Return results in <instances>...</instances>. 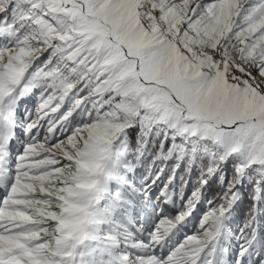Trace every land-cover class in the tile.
I'll use <instances>...</instances> for the list:
<instances>
[{
  "label": "snow or ice",
  "instance_id": "snow-or-ice-1",
  "mask_svg": "<svg viewBox=\"0 0 264 264\" xmlns=\"http://www.w3.org/2000/svg\"><path fill=\"white\" fill-rule=\"evenodd\" d=\"M261 221L264 0H0V264H264Z\"/></svg>",
  "mask_w": 264,
  "mask_h": 264
},
{
  "label": "rangeland",
  "instance_id": "rangeland-1",
  "mask_svg": "<svg viewBox=\"0 0 264 264\" xmlns=\"http://www.w3.org/2000/svg\"><path fill=\"white\" fill-rule=\"evenodd\" d=\"M131 135H132L131 139L134 140V138H135V132H133ZM151 158H152L151 157V154H149L148 157H147V159H146V161H145V165L144 166H138L139 167V172L137 173V176H139L140 173H143L144 172L145 168L147 167V164L151 163ZM180 174H182V173H180ZM180 174H178V176H177V184L179 183V175ZM186 179H187V177H186ZM195 179H196V174L194 173L193 176H192V181L194 182ZM215 185L218 186V184H215ZM218 189H219V186H218ZM186 191L190 194L191 184H189V186H188V188H187ZM245 193H246V190H245ZM155 194L158 195V191ZM205 194H206V196L209 199L214 198L213 195H211V194L208 193L207 189L205 190ZM237 214H236V212H233L232 224L230 225L233 228L242 225L243 222H244V220L247 218L244 214H243V216L237 215ZM261 222L264 223V221H261Z\"/></svg>",
  "mask_w": 264,
  "mask_h": 264
},
{
  "label": "trees",
  "instance_id": "trees-1",
  "mask_svg": "<svg viewBox=\"0 0 264 264\" xmlns=\"http://www.w3.org/2000/svg\"><path fill=\"white\" fill-rule=\"evenodd\" d=\"M131 137H132V135H131ZM207 191H208L209 194L215 196L218 193L219 189H218V186H216L215 184H211L207 188ZM249 207H250L249 198H248L247 194L245 193V195L242 198L241 202L238 204L235 212H236V214L238 213L237 215H243L244 214L247 217V213H248Z\"/></svg>",
  "mask_w": 264,
  "mask_h": 264
},
{
  "label": "bare ground",
  "instance_id": "bare-ground-1",
  "mask_svg": "<svg viewBox=\"0 0 264 264\" xmlns=\"http://www.w3.org/2000/svg\"><path fill=\"white\" fill-rule=\"evenodd\" d=\"M168 208V207H167ZM169 209V208H168Z\"/></svg>",
  "mask_w": 264,
  "mask_h": 264
}]
</instances>
